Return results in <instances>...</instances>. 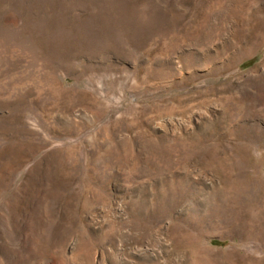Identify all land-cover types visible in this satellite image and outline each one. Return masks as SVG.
I'll return each instance as SVG.
<instances>
[{
	"label": "rangeland",
	"instance_id": "1",
	"mask_svg": "<svg viewBox=\"0 0 264 264\" xmlns=\"http://www.w3.org/2000/svg\"><path fill=\"white\" fill-rule=\"evenodd\" d=\"M0 264H264V0H0Z\"/></svg>",
	"mask_w": 264,
	"mask_h": 264
}]
</instances>
